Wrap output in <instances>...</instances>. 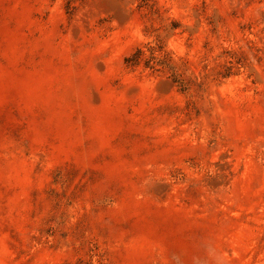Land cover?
Returning <instances> with one entry per match:
<instances>
[{
  "label": "rangeland",
  "instance_id": "1",
  "mask_svg": "<svg viewBox=\"0 0 264 264\" xmlns=\"http://www.w3.org/2000/svg\"><path fill=\"white\" fill-rule=\"evenodd\" d=\"M0 264H264V0H0Z\"/></svg>",
  "mask_w": 264,
  "mask_h": 264
}]
</instances>
